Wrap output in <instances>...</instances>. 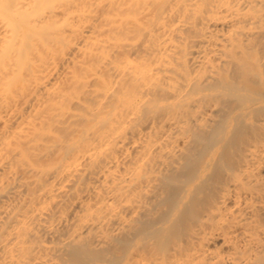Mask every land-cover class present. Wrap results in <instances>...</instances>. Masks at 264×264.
<instances>
[{"label": "bare ground", "instance_id": "1", "mask_svg": "<svg viewBox=\"0 0 264 264\" xmlns=\"http://www.w3.org/2000/svg\"><path fill=\"white\" fill-rule=\"evenodd\" d=\"M0 264H264V0H0Z\"/></svg>", "mask_w": 264, "mask_h": 264}]
</instances>
